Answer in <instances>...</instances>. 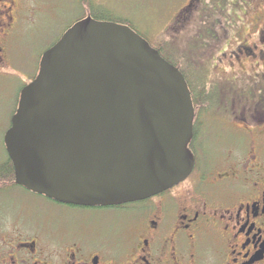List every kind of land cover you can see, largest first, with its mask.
Segmentation results:
<instances>
[{
	"label": "flooded vegetation",
	"instance_id": "af4514ba",
	"mask_svg": "<svg viewBox=\"0 0 264 264\" xmlns=\"http://www.w3.org/2000/svg\"><path fill=\"white\" fill-rule=\"evenodd\" d=\"M96 1L78 0L85 17L75 24L95 20L93 12L103 11ZM30 3L0 0V63L16 31L34 24ZM258 13L255 49L263 46L257 41L264 44L262 5ZM211 29L209 64L201 50L200 56L183 59L155 48L179 69L191 92L195 116L188 149L195 164L188 178L156 196L119 206L53 201L93 217L78 233L63 232L59 241L48 243L41 234L4 237L0 264H264V48L257 56L242 29L237 40ZM257 69L263 79L249 75ZM213 129L214 137L207 138ZM102 213L115 219L99 221Z\"/></svg>",
	"mask_w": 264,
	"mask_h": 264
},
{
	"label": "water",
	"instance_id": "95a60500",
	"mask_svg": "<svg viewBox=\"0 0 264 264\" xmlns=\"http://www.w3.org/2000/svg\"><path fill=\"white\" fill-rule=\"evenodd\" d=\"M194 116L178 68L130 27L87 18L43 55L4 143L17 186L112 207L188 178Z\"/></svg>",
	"mask_w": 264,
	"mask_h": 264
},
{
	"label": "rangeland",
	"instance_id": "374dc122",
	"mask_svg": "<svg viewBox=\"0 0 264 264\" xmlns=\"http://www.w3.org/2000/svg\"><path fill=\"white\" fill-rule=\"evenodd\" d=\"M32 1L30 5H35L34 24L29 29L19 28L16 31L6 48L7 52L3 54L4 62L0 63V163L6 159L4 138L10 129L11 116L18 104L21 90L37 78L43 55L61 40L78 19L85 17L78 0ZM261 1L97 0L96 3L103 8V11L98 12L101 19L106 18L103 22L125 21L153 48H160L166 56L175 54L177 58L181 55L183 59H188L200 56V52L204 51V61L208 63L209 53L212 51L206 47L207 38L211 36L209 33L213 27L218 34L223 31L228 33L232 40L239 38L238 31L242 29V33L250 35L246 43L259 56L264 44L257 41L259 47L263 46L255 49L253 42L258 40L260 31L258 27L254 29V25L262 18L258 13L260 5L264 16V1ZM85 12L88 14L90 10ZM189 64L193 65V62ZM200 65L198 64L199 67ZM204 72V69L200 70L201 75ZM260 72L257 69L249 72V75L252 79H263ZM239 88L242 89V86ZM213 131L214 129L206 132L207 138L211 135L214 137ZM92 217L91 214L56 205L53 201L19 186L2 189L0 245L6 242L4 237H8L9 241V237L20 233L23 236L41 234L48 243L59 241L63 232L78 233L82 222ZM97 219L103 222L115 218L108 213H102Z\"/></svg>",
	"mask_w": 264,
	"mask_h": 264
},
{
	"label": "trees",
	"instance_id": "16d2710c",
	"mask_svg": "<svg viewBox=\"0 0 264 264\" xmlns=\"http://www.w3.org/2000/svg\"><path fill=\"white\" fill-rule=\"evenodd\" d=\"M93 17L95 20H98V21H105V19H106L105 17H103V19H101V14H98V13L96 14L94 12H93ZM116 23L128 25V23H126L125 21L121 22L120 20H119V22H116ZM130 27H132V26L130 25ZM132 29L136 33H138L133 27H132ZM188 83L191 84L190 81H188ZM191 89H192V87H191ZM20 94H21V92H20ZM19 100H20V95L18 97V101H17L18 103H19ZM17 107H18V104L12 113L11 119L16 114ZM11 126H12V122H10V128H11ZM4 148H5V153H6V159L0 163V190L9 189V188L17 186L15 184V168H14V165H13L12 161L10 160L8 154H7L5 144H4Z\"/></svg>",
	"mask_w": 264,
	"mask_h": 264
}]
</instances>
